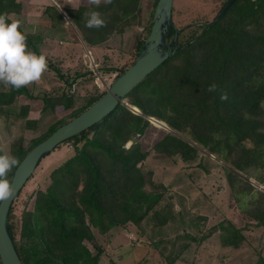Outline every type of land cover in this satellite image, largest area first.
Segmentation results:
<instances>
[{"label":"trees","instance_id":"obj_1","mask_svg":"<svg viewBox=\"0 0 264 264\" xmlns=\"http://www.w3.org/2000/svg\"><path fill=\"white\" fill-rule=\"evenodd\" d=\"M228 1L211 21L197 25L187 35L179 30L177 51L128 92V104L120 103L110 114L62 142H72L74 153L50 171L47 187L36 191L33 209L23 217L20 242L15 239L11 221L13 202L21 190L17 193L8 221L22 264H98V254L84 244L92 238L91 228L106 232L126 223L138 226L147 217L162 224L173 215L170 201L161 204L164 186L155 184L151 171L140 166L147 153L138 138L150 124L148 117L169 127L154 144L156 151L167 156L177 154L185 162H194L201 155L198 165L209 154L225 163L226 178L238 206L243 208L248 203L249 217L264 226V190L249 180L254 171L257 179L264 181V0H235L214 20ZM139 2L104 0L98 7L90 3L63 11L70 24L73 21L81 29L84 41L96 45L132 25L138 19ZM155 4L152 0L142 37L132 49L135 58L149 32ZM92 8L105 20L100 28L86 26L85 13ZM18 10L14 0H0V12ZM45 12L51 19L49 28L63 36L66 21L61 11L48 6ZM174 31L169 29L171 42ZM24 34L27 47L41 54L36 44L41 36ZM125 69L121 68L117 76ZM212 83L218 86L215 92L207 91ZM221 93H226L227 99L221 100ZM21 94L31 95L26 85L1 90L0 113L8 114ZM102 94L88 97L70 119ZM43 98L45 107L54 105L55 100ZM60 101L68 108L71 98L61 97ZM135 106L139 113L132 108ZM26 110L27 105L22 106L20 114L25 115ZM69 120L50 125L28 147L21 140L13 143L10 154L19 163L30 148ZM129 141L132 143L124 147ZM15 167L8 173L9 180ZM215 230L224 246L237 249L244 239L241 229L229 221H220L207 235ZM184 236L201 240L189 233ZM255 264H264V259L258 256Z\"/></svg>","mask_w":264,"mask_h":264},{"label":"rangeland","instance_id":"obj_2","mask_svg":"<svg viewBox=\"0 0 264 264\" xmlns=\"http://www.w3.org/2000/svg\"><path fill=\"white\" fill-rule=\"evenodd\" d=\"M151 1L140 0L138 19L123 32H113L106 41L96 44L95 49L84 41L81 29L73 21L71 25L66 14L65 28L62 27L65 30L61 31L63 36L52 28L48 32H36L41 36L36 44L46 57L47 68L38 81L26 85L30 96L17 95L14 108L8 114L0 113V149L4 154H10L11 145L19 140L28 147L33 139L45 134L50 125L69 120L75 110L85 105L88 97L106 91L120 69L127 68L135 59L132 49L142 37ZM224 1L173 0V23L181 34L187 35L197 25L211 21ZM58 3L61 8L76 9L79 5L90 4L91 0ZM171 39L168 37L167 42L171 43ZM9 86L0 83V91ZM43 96L55 100L54 105L45 107ZM61 97L71 98L68 108L60 101ZM124 102L128 104L126 99ZM24 105L27 110L21 115ZM168 130L169 127L164 128L158 121L150 120L144 135L138 139L147 153L140 166L151 171L155 184L164 186L161 204L170 201L173 215L166 217L162 224L147 217L138 226L126 223L106 232L91 228L92 238L84 240V244L93 254H98L97 263L255 264L258 256L264 259V226L256 225L249 217L248 203L243 208L238 206L226 178L225 163L209 154L198 165L201 155L194 162H185L177 154L167 156L156 151L154 144ZM131 143L126 142L124 147ZM73 151L72 142L60 143L42 159L14 199L11 221L18 242L21 241L23 217L26 211L33 209L36 191L47 187L50 171L69 158ZM251 173L256 178L249 176L251 183L264 190V181H259L254 171ZM150 188L146 186V189ZM220 221H229L241 229L244 239L239 248L224 246L218 230L207 235ZM185 233L201 240H190ZM172 257L175 259L170 263Z\"/></svg>","mask_w":264,"mask_h":264},{"label":"water","instance_id":"obj_3","mask_svg":"<svg viewBox=\"0 0 264 264\" xmlns=\"http://www.w3.org/2000/svg\"><path fill=\"white\" fill-rule=\"evenodd\" d=\"M235 0H229L214 20H217ZM173 0H156L149 32L134 61L118 75L106 91L78 115L58 126L43 140L34 145L15 167L10 183L14 189L12 197L0 202V261L1 264H22L9 229V210L14 197L31 177L39 163L60 143L93 125L110 114L120 103H124L128 92L145 76L177 51L179 30L172 20ZM65 14V13H63ZM174 28L172 42H167L169 29ZM136 112L139 110L132 107ZM168 127L163 121L150 117Z\"/></svg>","mask_w":264,"mask_h":264},{"label":"clouds","instance_id":"obj_4","mask_svg":"<svg viewBox=\"0 0 264 264\" xmlns=\"http://www.w3.org/2000/svg\"><path fill=\"white\" fill-rule=\"evenodd\" d=\"M111 2V0H106ZM97 7L100 0H91ZM86 26L100 28L105 20L101 13L92 8L85 13ZM47 68V60L44 54H37L28 49L26 35L20 30V22L10 19L7 13L0 12V83L19 89L41 78V74ZM218 86L212 83L207 91L215 92ZM220 99H227L226 93H221ZM18 164L15 155L0 153V202L8 200L13 195L12 183L8 173Z\"/></svg>","mask_w":264,"mask_h":264},{"label":"crops","instance_id":"obj_5","mask_svg":"<svg viewBox=\"0 0 264 264\" xmlns=\"http://www.w3.org/2000/svg\"><path fill=\"white\" fill-rule=\"evenodd\" d=\"M58 1L63 0H14L15 3H18L19 10L17 12L9 13V17L12 20H18L20 22V27L24 33L36 34L39 31H45L49 28L51 23V19L48 14L45 12V9L48 6H53L61 11L64 19L65 11L64 8H61ZM64 23L62 26L65 27ZM93 49L97 47V45H91ZM88 49V48H87Z\"/></svg>","mask_w":264,"mask_h":264},{"label":"bare ground","instance_id":"obj_6","mask_svg":"<svg viewBox=\"0 0 264 264\" xmlns=\"http://www.w3.org/2000/svg\"><path fill=\"white\" fill-rule=\"evenodd\" d=\"M136 107V106H135ZM160 126H163V127H165L163 124H160ZM166 128V127H165Z\"/></svg>","mask_w":264,"mask_h":264},{"label":"flooded vegetation","instance_id":"obj_7","mask_svg":"<svg viewBox=\"0 0 264 264\" xmlns=\"http://www.w3.org/2000/svg\"><path fill=\"white\" fill-rule=\"evenodd\" d=\"M173 46L171 45V48H172Z\"/></svg>","mask_w":264,"mask_h":264}]
</instances>
